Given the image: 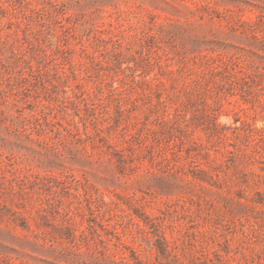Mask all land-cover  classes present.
<instances>
[{
	"label": "rangeland",
	"instance_id": "obj_1",
	"mask_svg": "<svg viewBox=\"0 0 264 264\" xmlns=\"http://www.w3.org/2000/svg\"><path fill=\"white\" fill-rule=\"evenodd\" d=\"M0 264H264V0H0Z\"/></svg>",
	"mask_w": 264,
	"mask_h": 264
}]
</instances>
